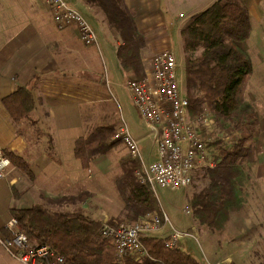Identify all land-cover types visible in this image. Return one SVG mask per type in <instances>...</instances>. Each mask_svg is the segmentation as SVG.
I'll return each mask as SVG.
<instances>
[{
	"label": "trees",
	"instance_id": "1",
	"mask_svg": "<svg viewBox=\"0 0 264 264\" xmlns=\"http://www.w3.org/2000/svg\"><path fill=\"white\" fill-rule=\"evenodd\" d=\"M80 1L102 14L112 37L120 40L117 58L127 78L144 79L147 37L137 28L136 12L127 7L125 0ZM251 33L252 18L243 0H217L185 21L180 30L190 115L210 113L218 130L213 145L215 167L204 171L208 186L188 197L187 208L199 228L225 245L237 242L233 219L250 212L255 187L253 170L259 153L253 139L259 124L257 112L246 95L254 66L251 52L242 47L250 44ZM3 106L12 122L19 124L31 116L35 102L31 91L21 87L3 100ZM229 131L237 135L232 144L223 138ZM116 132L114 125L94 126L75 142L74 157L85 172L92 170L98 158L117 152L120 144L111 142ZM4 154L30 181L35 180L26 159L9 151ZM138 166L126 156L113 177L123 218L113 217L109 222L112 227L136 223L149 214L163 217L154 190L137 176ZM84 200L87 199H49L47 204H67L74 209L50 210L34 205L27 209L13 207L10 215L32 243L50 248L68 264H119L115 242L101 235L102 221L92 219L79 207ZM167 236H143L141 243L147 255L139 259L127 255L123 264H202L183 248V241L177 248H167Z\"/></svg>",
	"mask_w": 264,
	"mask_h": 264
},
{
	"label": "crops",
	"instance_id": "2",
	"mask_svg": "<svg viewBox=\"0 0 264 264\" xmlns=\"http://www.w3.org/2000/svg\"><path fill=\"white\" fill-rule=\"evenodd\" d=\"M73 1L77 3V0ZM216 1L125 0L127 7L136 12L138 30L147 37V48L143 51L146 74L152 69L158 54L172 52L173 41L180 45L181 52L180 30L185 21ZM261 1H245L252 18L249 44L252 46L258 38L264 42V3L261 5ZM82 7L98 28L100 52L104 55L106 63L104 60L103 63L109 78H102L100 53L82 44L75 27L58 30L44 0H0V149L26 159L35 176L32 182L13 165L8 176L0 178V232L12 218L10 210L13 207L30 208L27 207L30 200L35 205L48 208L49 199L83 198L87 199L80 206L84 212L91 209L93 213H99L97 218L90 216L92 219L110 222L113 217L122 215L121 204L118 211L104 208L101 204L105 192L98 189L99 185L93 179L99 159L91 171L85 172L74 157L75 142L88 135L94 127L90 121L92 117L85 112L88 113L92 105L107 97L103 91L104 86L108 87V79L110 84L128 79L117 58L120 40L112 37L108 28V33H105L102 26L99 27L94 16L97 13L84 5ZM46 15H50L51 20H47ZM249 45L242 47L249 50ZM249 51L254 73L246 95L253 104L256 96L250 93L249 88L256 73V56ZM260 58L264 62L263 47L260 48ZM21 87L31 91L35 109L28 119L15 124L4 108L3 100ZM257 116L259 132L253 144L259 154L254 169L260 168V180L264 183V115L257 112ZM138 135L140 146L150 138L143 132ZM154 148L156 152L155 145ZM146 151L149 152L148 149ZM154 161L156 157L149 164ZM18 203L26 208H21ZM200 229L216 237L206 229Z\"/></svg>",
	"mask_w": 264,
	"mask_h": 264
},
{
	"label": "built area",
	"instance_id": "3",
	"mask_svg": "<svg viewBox=\"0 0 264 264\" xmlns=\"http://www.w3.org/2000/svg\"><path fill=\"white\" fill-rule=\"evenodd\" d=\"M46 6L59 29L75 27L86 48L101 51L99 35L84 13L66 0H46ZM184 69L185 61L181 56L165 51L154 58L152 69L144 79H127L123 85L155 138L156 161L151 164L143 161L140 143L124 120L111 142L123 145L130 160L139 165L136 172L140 181L154 191L157 188L185 190L193 184L197 172L215 167L216 122L207 112L190 115ZM230 132L225 136L231 135ZM12 167L10 159L0 150V178H6ZM186 214L191 215L189 208ZM165 232H168L166 247L169 249L177 248L184 240L201 249L196 226L178 230L165 214L163 217L149 214L136 223L125 222L118 227L102 220L101 235L115 242L119 264H123L127 255L137 259L147 255L141 243L143 236H160ZM0 260L2 264H68L50 248L32 243L14 218L0 232Z\"/></svg>",
	"mask_w": 264,
	"mask_h": 264
},
{
	"label": "rangeland",
	"instance_id": "4",
	"mask_svg": "<svg viewBox=\"0 0 264 264\" xmlns=\"http://www.w3.org/2000/svg\"><path fill=\"white\" fill-rule=\"evenodd\" d=\"M66 1L72 7L84 13L93 23L95 29L98 31L96 24L91 20L88 11L82 7L83 4H81L80 0H77V3H75L73 0ZM262 3H264V0L261 1V5H263ZM44 5L49 10V8L46 6V0H44ZM94 16L95 20L99 22V27L102 26L103 31H105V33H108L107 28L109 29V27L103 15L97 13ZM46 18L47 20H51L50 15H46ZM56 28L58 30H64L59 29L57 26ZM263 44L264 42L262 41V39L258 38L253 46L249 45V50H251L256 56V73L254 81L251 84L252 87L249 88V91L253 96H256V102L253 101V104L256 112H258V114L260 115H264V62L260 58V48H264ZM171 49L173 54H175L177 57L181 56L183 58L182 53L180 52V45L175 43V41H173ZM98 53H100L99 55L100 57H102V78H104V76L105 78H109L107 74V67L105 68L103 63V60L106 63L104 55L101 52ZM124 83L125 82L122 81L118 84H110V81L108 79V87L105 88L104 86L103 91V93L106 94L107 97L100 99L98 104H96L97 107L96 105H92L93 108H91L88 113L85 112V115H90L92 117V120H90L92 121V126L114 125L118 130L121 126L120 124L122 120H124L129 126L134 137L139 136L138 134L141 135L142 132L148 134L150 138H148L147 141L140 146V151L143 161L146 164H149V162L154 160L156 157L154 148L155 138L153 135L149 134L145 123L141 119L125 87L123 86ZM101 115L106 116L101 117ZM230 133L231 135L223 136L226 142H229L231 140L234 141L237 137L234 131H231ZM146 149H148L149 152H147ZM126 156H128V154L123 145L120 144V147L115 154H112L109 157H100L98 158L99 160L97 159L98 163L96 171L93 172V179L94 181H97V185H99L98 189L105 192L103 199L101 200V204L104 206V208H115L116 211L120 209V203L114 190L112 178L117 172L120 171L121 161H123V158ZM258 162L259 161L257 159V163ZM260 175H262L260 173V168L253 170V178L256 183L255 187L252 190L253 192L250 212L243 218L233 219V225L238 233L237 242L233 245L221 244L218 238L207 235V232H205V230L200 229L197 224H195L197 222L194 220L192 213L190 216L186 214L188 197H190L194 193L200 192L208 186L209 181L204 174V171L197 172L193 184L191 185V187H188L185 190L173 191L166 188L156 189L157 198L160 203L161 209L163 213L169 217L171 224H173L176 229L183 230V227H188L191 224L197 226L199 235L201 237V251L200 248L193 242L183 241L182 244L183 248L186 251L190 249V254L199 261H202V264H261L264 256V183L261 182ZM18 204L21 208H26V206L22 205V203ZM28 205L27 207H32L35 205V203L30 200ZM46 206L50 208V210L74 209L73 206L67 204L60 206L46 204ZM91 208H93V206ZM85 213L89 217L93 216L94 218H97L99 214L93 213L91 209ZM118 217L121 218L122 215ZM162 235L167 236L168 232H165Z\"/></svg>",
	"mask_w": 264,
	"mask_h": 264
}]
</instances>
